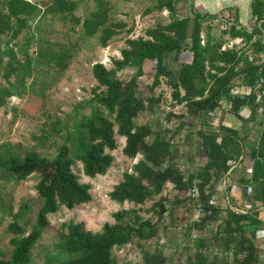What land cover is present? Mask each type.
Segmentation results:
<instances>
[{"label": "trees", "instance_id": "trees-1", "mask_svg": "<svg viewBox=\"0 0 264 264\" xmlns=\"http://www.w3.org/2000/svg\"><path fill=\"white\" fill-rule=\"evenodd\" d=\"M91 1L93 11L81 21L74 15L77 4L73 0H49L42 5L29 0H0V38L5 37L0 47V110L7 107L12 98L23 99L33 94L44 99L68 69L79 48L49 40L43 26L53 19L79 27L81 39L95 38L102 48L124 32V23L111 20L110 0ZM175 4L176 0H155L146 14L166 11L170 22L147 30L144 38L128 39L120 51V59L111 60V68L100 63L92 66L96 86L90 91L89 101L78 107L76 115L49 120L41 135L34 138L35 148L25 152L23 157L12 145H0V182L16 184L33 175H37L38 182L42 180V184L37 183L41 205L33 223L23 221L26 204L14 214L11 201L0 198L2 219L8 216L11 220L7 233L11 236L9 246L12 248L9 257L0 251V264H30L33 249L50 229L49 217L61 208L72 210L91 202L90 186L80 182L73 168L80 163L82 174L89 179L104 176L114 162L111 152L118 147L116 136L125 139L123 155L126 158L135 159L140 155L141 159L132 166V174H123L122 181L109 194L111 201L141 206L159 197L163 187L170 184L173 195L168 193L161 198L160 204L155 206L156 215L159 216L164 203L170 205L172 216L180 207L182 215L178 219L173 217L172 222L183 225L185 217L193 216V209L199 208L202 218L183 228L189 234L200 233L198 238L191 235L197 256L205 253L204 244L214 242L224 252H233L232 264H258L253 233L264 226V129L255 148L251 149L249 176L236 181L243 185L250 208L236 213L229 205L222 217L219 207L209 202L210 198L217 200L215 192L210 191L219 180V187L225 181L226 194L230 192V184L235 181L232 174L246 171L247 153L243 134L222 123L213 125L210 120L213 113L223 110V104H228L229 114L242 125L259 120L264 123V116L261 117L264 62L259 58L264 54V46L251 43L250 34L234 27L228 32L222 31V35L246 40L251 56L248 50L222 51L221 40L216 41L209 33L201 38L204 19L199 15L192 19L179 18ZM250 7L252 18L262 22L264 30V0H253ZM183 54H188L189 58L181 61ZM146 65L152 67L153 73L149 92L152 94L153 89L165 81L172 89L173 101L186 108V115L199 119L198 146L204 161L197 172L184 176L176 165L166 164L176 155L171 140H167L168 130L160 125L156 129L158 121H154V125L138 122L141 116L159 113V97L150 96L144 102L137 93ZM126 69L136 73L124 81L117 75ZM245 89L250 92L242 93ZM82 108L85 110L79 114ZM242 109L250 111L249 118L240 116ZM168 115L166 119L172 120V115ZM184 123L180 122L178 129H183ZM35 149L47 151L49 155L43 156ZM231 164L235 166L232 170ZM194 188L198 190L196 199L180 197L179 194ZM112 218L114 224L106 223L95 233L87 231L82 223L62 224L56 238L59 253L46 255L42 264H116L114 249L134 241L139 246L148 243L155 238L161 224V218L156 222L144 220L133 209L119 211ZM19 219L22 227L17 224ZM214 224L219 228L212 232ZM173 229L177 231L175 226ZM207 229L211 233L209 239L205 238ZM248 229H251V238L246 232ZM206 263L204 256H198L192 264ZM142 264L167 262L161 254L143 253Z\"/></svg>", "mask_w": 264, "mask_h": 264}, {"label": "rangeland", "instance_id": "rangeland-1", "mask_svg": "<svg viewBox=\"0 0 264 264\" xmlns=\"http://www.w3.org/2000/svg\"><path fill=\"white\" fill-rule=\"evenodd\" d=\"M29 1L42 5L48 3L49 0ZM73 1L77 4L74 15L81 21L93 11L94 5L91 0ZM110 3L112 8L111 20L113 22L124 23L126 28L122 34L115 36L106 48H102L95 38L88 40L81 39L79 27L66 24L58 18L43 26L51 42L60 44L70 43V45L79 48V50L71 60L68 69L58 78L56 85L47 92L44 99L33 94H28L23 99H10L7 107L0 110V145L6 143L12 145L19 156L23 157L25 152L35 148L34 138L41 135L42 128L48 126L49 120H53L54 118L66 119L69 116L73 117L78 113V107L89 101L91 98L90 91L96 86L91 70L94 64L100 63L108 69L111 68V60L120 59V51L125 48L128 39L144 38L147 30L154 28L158 24L166 25L169 23V16L166 12L159 14L151 12L146 14V11L154 6V0H110ZM129 30L130 33H128ZM4 41L5 37H1L0 47L3 46ZM248 55L251 56V53L249 52ZM188 58V54H183L181 61ZM145 70L143 77L138 81L137 93L144 102L150 96L154 97V99L159 97V113L151 117H139V124L154 125V121H158L157 125H155L156 129L161 126L163 129L168 130L167 140H171L176 154L168 159L166 164L176 165L184 176H187L191 172H197L204 161V158L200 156L198 146L200 142L199 130L201 127L199 119L186 115V108L173 101L172 89L167 86L165 81H162L160 86L154 88L151 94L149 89L153 82L152 67L146 65ZM135 73L136 71L133 69H126L118 73L117 76L125 81ZM84 110V108L80 109L79 114H82ZM247 113L242 115L244 119L249 118L250 112L248 111ZM168 114L172 115V120L166 119L167 116L169 117ZM262 116H264V112L261 114ZM234 119V117L227 116L224 125L230 127L229 124ZM180 122H185L183 129H178ZM260 122L261 120L235 128L236 131L243 134V146L247 153V164L244 167L246 171L242 172L239 170L232 174L235 181L230 184L231 189L227 194L223 190L224 183L219 187V180L213 189H211L210 193L215 192L217 200L210 198L209 202L213 207H219L222 217L224 216V210L230 206L243 211L250 208V205L247 203L249 199L244 197V187L237 182L240 178L244 179V177L247 178L249 176L247 169L251 164V149L255 148L259 134L264 129V123L261 124ZM211 123L214 125L219 124L218 118H214ZM116 142L118 147L115 151L111 152L114 162L104 176H96L93 179H89L82 174L81 164L76 163L73 171L78 175L81 183L90 186L92 200L72 210L61 208L56 214L49 217L50 229L33 249L30 264H42L46 255L56 256L59 253V250L56 249V238L62 224L69 222L82 223L87 231L95 233L99 232L106 223L114 224L112 216L115 213L132 209L138 211L139 217L144 220L149 219L152 222H156L158 218H161V224H159L155 238L148 243H141V246H139L134 241L120 249H114L112 254L116 260V264H142L143 253L161 254L166 258L167 264H192L197 260L198 256H204L207 259L206 264H232L233 252H224L214 242L204 244L205 253L197 256L192 236L194 235L198 238L200 233L192 231L189 234L186 229H183L186 226H192L197 219L190 215V217H185L186 221L183 222V225L176 224L175 221L172 222L173 217L178 219L182 215L179 210L180 207L176 209L174 216H172L170 205L164 203L161 205L165 208L164 214L161 216L156 215L155 206L157 207L160 204L161 198L168 193L173 195L174 189H172V185L167 184L163 187L159 197L155 196L153 200L141 206H133L126 203L120 205L110 200L109 194L122 181L123 174H132V166L141 159L140 155L135 159H128L123 155L124 138L116 136ZM35 151L41 153L43 156L49 155L47 151L40 149H35ZM45 172L47 173V169H45ZM37 183L39 185L42 184V180L38 182L37 175H33L26 181L16 184L0 182L2 186L0 198L3 196L6 199L5 201H11L14 214L23 203L26 204L27 213L23 221L30 223L34 222L38 208L41 205V200L38 197ZM242 192H244V195ZM246 193L249 194V188L246 189ZM10 221L8 216L2 219L0 214V251L4 252L8 257L12 251V248L9 246L11 236L7 233V225ZM17 224L22 227V220L19 219ZM174 226L177 228V231H174ZM216 226L214 224L211 227L212 232H215L219 228ZM180 229L183 230L180 231ZM250 231L251 229L246 230L251 238ZM253 236V242L258 249V264H264V226L257 229L255 234L253 233ZM210 237L211 233L207 229L205 238L209 239Z\"/></svg>", "mask_w": 264, "mask_h": 264}, {"label": "crops", "instance_id": "crops-1", "mask_svg": "<svg viewBox=\"0 0 264 264\" xmlns=\"http://www.w3.org/2000/svg\"><path fill=\"white\" fill-rule=\"evenodd\" d=\"M252 1L253 0H176L175 8L178 12L177 14L179 18L188 17L192 19L194 16L199 15L204 19L201 31L202 39L207 35V33H209L211 38L216 39V41H222V51L229 50L240 53L249 50L250 44L248 45L246 43V40L241 37L231 39L228 35H222L223 32L217 27L215 18L224 12H232L235 16L236 28L238 30H241L245 26L252 23L250 7ZM154 13L159 14V12L157 11H154ZM166 13L168 15V12ZM253 25L256 28L257 22L255 21ZM259 58L262 62H264V54H260ZM222 109V111L218 110L212 114L210 122H212L214 118H218L219 123H222L224 125L227 116L233 117L228 112V104L222 105ZM226 110L227 112H225ZM248 111V109H242L240 112V116L242 117L243 114H248ZM229 125V128L236 131L235 128H239L240 126H242V122H240L238 119H234V121Z\"/></svg>", "mask_w": 264, "mask_h": 264}, {"label": "built area", "instance_id": "built-area-1", "mask_svg": "<svg viewBox=\"0 0 264 264\" xmlns=\"http://www.w3.org/2000/svg\"><path fill=\"white\" fill-rule=\"evenodd\" d=\"M251 18H252V16H251ZM251 22L252 23L245 26L243 28V30H245V32L247 34H250L252 36V43L256 42V43H259V44L264 46V30H262V28H261L262 22H257L256 28L253 25V23L255 22V20L253 18H252ZM215 23L220 30L226 31V32L230 31L234 27L236 28L235 16H234V13H232V12H224V13L218 15L215 18ZM256 29L258 31H256ZM249 92L250 91L246 90V89H245V92L242 91V93H249ZM253 92H254V90H253ZM229 110H230V106L228 105V111ZM225 112H227V110ZM234 167L235 166L233 164H231V170ZM223 190H224V193L226 194V183H225V181H224V185H223ZM176 194H178V193L176 192L175 195ZM179 195L181 198L185 196L186 198L196 199L198 197V190L196 188H194L186 194H179ZM231 209L235 212H241V211L234 209V208H231ZM193 217L197 220L201 217V210L199 208L193 209Z\"/></svg>", "mask_w": 264, "mask_h": 264}, {"label": "water", "instance_id": "water-1", "mask_svg": "<svg viewBox=\"0 0 264 264\" xmlns=\"http://www.w3.org/2000/svg\"><path fill=\"white\" fill-rule=\"evenodd\" d=\"M165 212V208L163 206L160 207V211H159V216H161L162 214H164ZM238 213V212H236Z\"/></svg>", "mask_w": 264, "mask_h": 264}]
</instances>
